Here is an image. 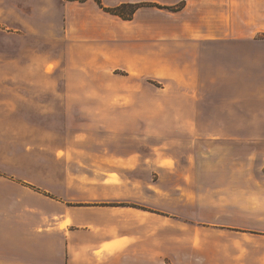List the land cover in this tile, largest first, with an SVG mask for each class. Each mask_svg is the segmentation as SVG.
Returning a JSON list of instances; mask_svg holds the SVG:
<instances>
[{
  "label": "rangeland",
  "instance_id": "374dc122",
  "mask_svg": "<svg viewBox=\"0 0 264 264\" xmlns=\"http://www.w3.org/2000/svg\"><path fill=\"white\" fill-rule=\"evenodd\" d=\"M90 1L92 8L68 0H0V174L9 197L22 184L41 206L45 196L81 201L70 178L101 171L155 176L160 160L169 165L162 172L200 174L201 187L223 188L226 174L240 169L264 173V100L240 85V0L215 6L216 19L203 22L195 9L181 13L186 0H102L106 7L144 5L124 21ZM93 11L104 16L95 26L87 22ZM145 21L177 32L186 23L204 25L214 36H153L152 51L162 49L171 64L195 60L186 73L135 77L122 66L123 52L144 47L135 28ZM103 27L108 36L99 32ZM248 33V47L259 43L264 50V15L249 22ZM247 182L254 186V179Z\"/></svg>",
  "mask_w": 264,
  "mask_h": 264
},
{
  "label": "crops",
  "instance_id": "0c3cea01",
  "mask_svg": "<svg viewBox=\"0 0 264 264\" xmlns=\"http://www.w3.org/2000/svg\"><path fill=\"white\" fill-rule=\"evenodd\" d=\"M239 3L240 41L244 43L240 46V85L246 92L253 87L249 91L251 97L264 100V73L258 71L264 64V50L259 43L248 47L249 37H253L248 33L249 22L264 15V0ZM225 4H230V0H186L181 13L192 8L197 11L196 20L211 21L216 19L214 7ZM83 5L95 6L90 0ZM96 12L87 21L94 26L104 17H96ZM107 14L110 18L115 16ZM152 25L146 21L136 24L141 35L137 45L143 44L142 49H124L126 59L122 66L132 76H167L173 71L181 74L193 64L195 59L191 56L173 65L162 49L152 51L153 36L165 40L181 33L191 36L197 32L199 39L214 36L204 25L186 23L181 32L174 31L173 26ZM110 31L106 27L99 30L106 36ZM171 43L175 44L174 40ZM77 97L81 98L82 93ZM96 97L110 100L101 93ZM131 97V93L127 94V99ZM131 164L128 165L133 167ZM157 166V175L139 178L101 171L72 180L67 174L64 180L70 178L72 183L68 182L77 187L81 201H73L69 196H45L49 199L44 200L45 206L34 203L35 196L25 192L28 187L21 183H17L21 184L19 193L9 197L7 178L0 174V264H264V173L249 174L241 169L228 173L229 183L217 189L195 183L200 181V174L162 172L169 170L164 160ZM253 179L254 186L247 182ZM25 193L30 201L23 196ZM106 203L126 205H103ZM13 236H19V242L13 244L9 239ZM12 247L14 254L10 253Z\"/></svg>",
  "mask_w": 264,
  "mask_h": 264
},
{
  "label": "trees",
  "instance_id": "16d2710c",
  "mask_svg": "<svg viewBox=\"0 0 264 264\" xmlns=\"http://www.w3.org/2000/svg\"><path fill=\"white\" fill-rule=\"evenodd\" d=\"M68 1H79V2H86L88 0H68ZM103 11L110 13L112 15L118 16L123 20H131L136 11L143 7L144 5L133 4V3H122L115 7H106L101 0H93ZM108 206H119V205H126L122 203H113V204H104Z\"/></svg>",
  "mask_w": 264,
  "mask_h": 264
}]
</instances>
